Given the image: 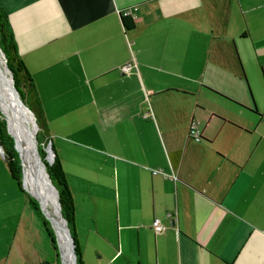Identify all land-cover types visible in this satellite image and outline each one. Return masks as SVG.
Returning a JSON list of instances; mask_svg holds the SVG:
<instances>
[{
  "label": "crops",
  "instance_id": "1",
  "mask_svg": "<svg viewBox=\"0 0 264 264\" xmlns=\"http://www.w3.org/2000/svg\"><path fill=\"white\" fill-rule=\"evenodd\" d=\"M0 5L71 194L82 264H264V0Z\"/></svg>",
  "mask_w": 264,
  "mask_h": 264
},
{
  "label": "trees",
  "instance_id": "2",
  "mask_svg": "<svg viewBox=\"0 0 264 264\" xmlns=\"http://www.w3.org/2000/svg\"><path fill=\"white\" fill-rule=\"evenodd\" d=\"M121 21L125 29H131L134 26V22L129 16L121 15ZM0 47L6 55L8 67L11 69L13 73L14 85L17 88L19 94L21 95L24 104L28 107V109L33 113L35 117L37 126H34L35 121H34L33 115H31V119L28 120L29 125L32 128L31 138L34 132L36 131L35 139L38 144L40 154L42 158L44 159V154H45L44 150L42 149V147L40 148L39 145L44 143V141H50V136L46 128V125L44 123L41 106L37 98L32 79L18 55L13 32H12L11 25L8 19V15L4 11V9L1 7V5H0ZM0 146L2 149L1 155L6 162L10 176L15 181L19 190L23 191L26 194V198L30 206L34 209L36 214L40 216L43 222V225L50 238L52 247L56 251V259H57L56 264H62L60 257H59L57 245L54 240V235L50 227V223L47 221V219L41 212L36 202L32 199V197L29 196V194L23 189L21 185V171H22L21 161H20L18 152L16 151L14 147L13 138L7 133L6 122L1 112H0ZM180 155H181V152L176 151L171 154V158L172 160L177 162L180 158ZM45 165H46V170L51 178V181L58 191L62 215L66 219L71 235L74 238V215H73L72 198H71L70 191L67 187V183H66L64 174L62 172L61 166L58 160L56 159V157H54V162L52 164L48 165L46 163ZM24 184L27 190L31 194H33L25 172H24ZM59 251L61 253V257L64 262V258L62 256L60 245H59ZM75 253H76V258H77V264H82L80 252H79L76 240H75Z\"/></svg>",
  "mask_w": 264,
  "mask_h": 264
},
{
  "label": "rangeland",
  "instance_id": "3",
  "mask_svg": "<svg viewBox=\"0 0 264 264\" xmlns=\"http://www.w3.org/2000/svg\"><path fill=\"white\" fill-rule=\"evenodd\" d=\"M246 80L250 86L254 103L258 110L257 103L259 104V97H257L255 89H253L251 81L249 83V79L247 78V76ZM247 97L251 103V99L248 95ZM232 116L235 119L239 118L237 114H233ZM239 119V121L241 122V118ZM27 128L31 135L32 128L30 127L29 122L27 123ZM35 136L36 131L34 133V139ZM49 142L50 141H44V143L39 145L40 148L42 147L45 153L43 159L40 154L38 144L35 141L41 161H43L45 164L47 163L48 165L54 162V157L51 153L52 150L47 149L51 148L49 146ZM24 167L22 166L21 171L22 187L24 184ZM9 184L11 185V195L7 198H0V264H56V251L52 247L50 238L40 216L36 214L34 209L27 201L26 194L23 191L19 190L15 181L10 176L6 162L0 152V189H5ZM29 185L32 189V193L36 194L38 198L42 200L46 210L50 213L51 207L50 209L48 208L43 196L37 192V190L39 189V185L32 181L31 183H29ZM26 192L30 197H32V199L39 207L37 198H35L28 190H26ZM52 232L59 253V242L57 239V235L55 233V230L52 229Z\"/></svg>",
  "mask_w": 264,
  "mask_h": 264
},
{
  "label": "bare ground",
  "instance_id": "4",
  "mask_svg": "<svg viewBox=\"0 0 264 264\" xmlns=\"http://www.w3.org/2000/svg\"><path fill=\"white\" fill-rule=\"evenodd\" d=\"M0 104L3 108L4 114L8 121V128L12 136L16 140L17 147L21 154L22 162L25 165L24 171L27 175V180L29 183H31V181L34 182L33 180L34 171H35L34 168L36 165L38 166L40 163L38 161L36 151L32 145V138L30 132L27 128V123L29 122L28 120L31 119V115L18 102V98L13 91L12 84L10 81V73L7 69V65L1 50H0ZM49 149L51 150V148ZM38 178H39L38 180L40 181V185H39L40 187L37 190V192L43 196L48 208L50 209L51 207L49 214L53 217V220L59 223V227L55 225L56 227H54V230L57 235L59 245L61 246L62 249L64 262L66 261L65 264L66 263L73 264V260L70 261V258L68 256L67 241L65 236L66 234L63 223L59 217V209L55 198V194L51 190L50 186L47 184V181L42 174L38 175ZM62 244L65 245V249Z\"/></svg>",
  "mask_w": 264,
  "mask_h": 264
},
{
  "label": "water",
  "instance_id": "5",
  "mask_svg": "<svg viewBox=\"0 0 264 264\" xmlns=\"http://www.w3.org/2000/svg\"><path fill=\"white\" fill-rule=\"evenodd\" d=\"M0 50H1L2 54H3V56H4V59H5L6 65H7V58H6V55H5V53L2 51L1 47H0ZM7 69H8V71H9V73H10V81H11V84H12V88H13V91H14V93L16 94V96H17V98H18V102H19V104H20L25 110H27V112H28L30 115H33V113H32V112L28 109V107L24 104L21 95L19 94L17 88L15 87V85H14L13 73H12L11 69L8 67V65H7ZM0 112H1L2 116H3L4 119H5L7 133H8L9 135H11V133H10V131H9V128H8V121H7V119H6V116H5V114H4V111H3V109H2L1 104H0ZM33 117H34V115H33ZM34 121H35V117H34ZM34 126H37L36 122H35ZM34 133H35V132H34ZM11 136H12V135H11ZM12 137H13V136H12ZM13 141H14V147H15L16 151L18 152V155H19V158H20L21 164H22V166L24 167V164H23V162H22V158H21V154H20V151H19V149H18V147H17V143H16V140H15L14 137H13ZM35 141H36V139H34V134H33V136H32V145H33V147H34V149H35V151H36V155H37V157H38V161H39V163H40L38 166L36 165L35 168H34L35 171H34V179H33V180H34V182H35L37 185H40V181L38 180V179H39V178H38V175L42 174V175L44 176V178L46 179L47 184L50 186L51 190L54 192V194H55V198H56V201H57V204H58L59 217H60V220H61L62 223H63L64 230H65V234H66L65 236H66V241H67L68 256H69V258H70L71 260H73V264H77V258H76V253H75V240H74V238H73L72 235H71V232H70V229H69V227H68V224H67L66 219H65V218L63 217V215H62V212H61V206H60V202H59V194H58V191H57L56 187L53 185V183H52V181H51V178H50V176H49V174H48V172H47V170H46V165H45V163H44L43 161H41V159H40L39 151H38V149H37V146H36ZM49 144H50L49 146L51 147V141L49 142ZM0 150H2V149H1V146H0ZM51 150H52V149H51ZM52 153H53V151H52ZM53 156H54V155H53ZM39 187H40V186H39ZM23 189H24L25 191L27 190V189L25 188L24 184H23ZM32 195H33L35 198H37L38 203H39V208H40L41 212L43 213V215L45 216V218L49 221V223H50L52 229L54 230V227H56L55 225H57V226L59 227V223H58V222H55V221L53 220V217H52V216L49 214V212L46 210L45 205H44V203L42 202V200L39 199L38 196H37L36 194H32ZM59 257H60L61 263H62V264H65V263L63 262L62 257H61V253H60V251H59Z\"/></svg>",
  "mask_w": 264,
  "mask_h": 264
},
{
  "label": "built area",
  "instance_id": "6",
  "mask_svg": "<svg viewBox=\"0 0 264 264\" xmlns=\"http://www.w3.org/2000/svg\"><path fill=\"white\" fill-rule=\"evenodd\" d=\"M130 13H131V11H130V9H128V10L123 11L122 15L123 16H129ZM129 68H130V64H125L120 69L123 72H127L129 70ZM149 92L152 93L153 91H149ZM188 135H189V137H191L195 141H200L202 138L199 127L197 126V122L194 120H192L190 125H189ZM47 149H49V148H47ZM0 152L2 153V150H0ZM155 173H156V171H155ZM170 178L172 180L177 179L175 174H171ZM152 227L155 230V232H157V233L163 231V229H164V226L161 223L159 218H155L153 220Z\"/></svg>",
  "mask_w": 264,
  "mask_h": 264
}]
</instances>
